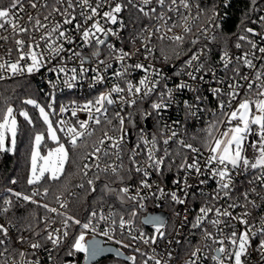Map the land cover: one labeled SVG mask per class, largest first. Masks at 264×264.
Wrapping results in <instances>:
<instances>
[{
    "label": "snow or ice",
    "instance_id": "1",
    "mask_svg": "<svg viewBox=\"0 0 264 264\" xmlns=\"http://www.w3.org/2000/svg\"><path fill=\"white\" fill-rule=\"evenodd\" d=\"M261 4L264 0H250L251 11L264 13ZM228 6L229 0H223V7ZM26 7L33 12L27 13L24 20L21 13ZM124 12L135 13L133 24L141 18L149 21L138 32L133 29L131 43L135 46L139 41L140 47L132 51L110 42V37L120 39V33L128 27ZM199 20L203 23L194 32L193 26ZM220 20L219 6L205 7L198 0H8L6 4L0 0V32L5 33L0 35V48L9 45L0 55V81L31 76L44 69L53 76L48 80L52 90L61 84L73 89L85 80L90 89L104 87L82 104L72 101L58 109L55 91L48 93L49 102L45 105L31 97L23 99L22 105L38 111L45 126L42 131L35 130L36 122L26 107L17 109L9 98H0V153L15 152L19 136L30 133L27 184L37 186L30 194L8 187L7 195L0 197V215L10 213L13 198L56 214L43 218L40 231L31 224L26 230L20 229L11 219L0 222V264H41L37 255L41 249L48 252L50 261L53 252L62 249L69 258L83 253L86 261L91 262L102 252L111 251L100 246L97 236L115 240L125 249L133 248L134 254L127 256L131 264H137L136 254L146 257L142 264H169L172 253L167 252L165 258L152 247L167 239L164 222L157 216L145 217L141 224L154 228L149 235L136 224L138 209L149 198H157V193L184 205L189 195L195 196L197 192L204 197L203 205L191 221L186 208L182 219L198 231L201 244L191 250L185 264H204L209 260L212 264H253V252L258 254L255 264H264V216L257 226L252 215L253 210L264 207V14L253 19L246 13L231 47L222 48L213 63L209 59V43L217 39ZM248 23L257 27H249ZM177 27L182 28L179 34L173 31ZM201 38L205 43L200 44ZM154 41H168L172 56L178 60L186 57L181 72L176 74L187 79L169 87V77L154 64L129 63L138 54L144 60L154 59ZM101 46L108 53L104 59H100ZM84 48L92 49L90 56L83 54ZM160 52L165 62L172 59L165 48L161 47ZM113 62L118 65L116 68ZM137 70L143 75L135 80L132 77ZM110 79L114 82L108 87L106 82ZM203 84L209 86L216 100L214 110L202 107L208 99L201 94ZM184 90L193 94L191 101H181L186 119H199L200 113L211 112V119L201 129L204 136L200 147L180 135L179 121L165 122L158 133L149 136L143 127H138L133 112L126 111L148 102L149 108L142 110V118L155 116L159 123L163 113L177 102L176 94ZM79 113H86V118L80 119ZM18 117L23 118L27 129ZM137 128L138 134L133 138ZM97 131L102 135L97 137ZM78 160L90 162L80 167ZM70 163L77 171L66 175L65 166ZM173 167L177 173H183L174 180L177 190L168 193L159 183L149 181L153 174L163 176L165 168L171 171ZM93 169L95 172L89 177ZM109 173L114 179L103 184L97 206L90 205L83 219L69 214L68 201L59 195L55 200L64 211L35 199L49 195V188L43 187L42 182L66 177V184L73 175H80L89 191L95 193L96 181L101 174ZM136 177L139 179L134 187L126 182V178ZM241 178L244 184H240ZM209 180L215 181V188L205 193L200 186ZM10 182L17 184L16 179ZM77 187L83 188L84 183ZM105 197L113 198L119 209L109 202L105 210ZM56 224L59 226L53 227ZM13 229L17 231L15 237ZM117 234L127 242L115 239ZM89 236L90 241L86 239ZM49 243L51 248H46ZM140 244L148 246L153 254L143 251ZM64 264L77 261L67 259Z\"/></svg>",
    "mask_w": 264,
    "mask_h": 264
},
{
    "label": "built area",
    "instance_id": "2",
    "mask_svg": "<svg viewBox=\"0 0 264 264\" xmlns=\"http://www.w3.org/2000/svg\"><path fill=\"white\" fill-rule=\"evenodd\" d=\"M202 4V6L205 7H211L213 4H216L220 8V13H221V20L220 24L221 27L220 29L216 30L217 33V39L213 42L209 43V48L211 49V54L209 56V59L215 63L218 58H219V53L221 52L222 48L225 46L231 47L232 42L235 40V33H238L240 31V26L241 23H237L236 28H238V31L234 32H228L227 29L229 28L228 25L230 21L233 19V7L236 3V0H229V6L227 8L223 7V0H198ZM261 8H264V4L260 5ZM33 10L26 7L25 12L21 13L22 16H24V20L27 19V13H32ZM193 12H195V8L193 9ZM264 14L261 13L259 10L255 13H251L248 15L249 17L255 19L256 16ZM122 16L124 18L125 23L128 25L127 28H125L121 33H120V39H116L115 37H110V42L114 43L117 48H123L125 51H132L134 47L139 48L140 43L137 41L135 46L131 43L132 36L134 35L133 29L135 28V31L138 32L140 27L143 24L149 23L147 19L141 18V19H136L135 24H133V20L135 19V13H130V12H124L122 13ZM56 19H60L59 17H56ZM24 21H21L23 23ZM203 23V20H199L196 22V24L193 26V31H196V27L199 26L200 24ZM249 27H257V25L248 23ZM114 28L118 27L112 26ZM259 30V29H258ZM174 33L179 34L182 32V28L177 27L174 30ZM5 33L0 32V35H3ZM172 33H169L171 35ZM211 35V32L209 33ZM227 41V44H226ZM3 42L0 41V44ZM205 43L203 38H201L200 44ZM155 44V49H154V59L150 60H144L142 55H136L132 58L129 63H135V62H141L144 64L152 63L155 65L156 68H159L162 70V73L169 77L168 79V84L169 87H174L175 84L179 83L183 79H187L183 74L177 75L176 73L181 72V63L183 59H186V57L182 56L179 60L176 59L174 56H172L171 52V47L170 43L168 41H154ZM200 44H198L196 47H199ZM9 45H4L3 48H0V55L4 54L5 49ZM163 47L165 48L166 54L169 56H172V59L169 61L165 62L163 59V56L160 52V48ZM101 56L100 59H104V57L108 54L107 49H104L103 46H101ZM92 49L91 48H84L83 49V54L85 56H90ZM233 52H236L234 48H232ZM13 56H15V53H13ZM74 65L69 64V67H72ZM118 65L113 62V68H116ZM175 66V67H174ZM111 71V70H110ZM91 75V73L89 74ZM143 75L142 72L137 70L135 73H133V79L138 80L141 76ZM50 78H53L51 73H48L46 70L42 69L40 73H35L31 76H17L12 79H8L5 81H0V93L6 86H15L16 82L20 79H31L40 88L42 94L44 95V98L48 100L49 102V96L48 93L50 91H55V96H56V107L58 109L59 105L61 104H70L72 101H76L77 103H84L88 99H92L98 92L103 91L104 87L97 85L95 88H89L88 87V81L85 80L81 84H79L77 87L73 89H68L64 87L62 84L58 86L56 90H52L48 84V80ZM113 80H108L107 86L110 87L111 84L113 83ZM208 85L203 84L200 85L201 89V94L204 96H207V100L204 102L202 107H207L211 110H214L216 108V100L212 97L210 91L208 90ZM7 89V88H6ZM177 97V102L173 104L169 109H167L166 112L163 113V119L157 123V118L155 116L145 120L142 118V110L148 109L149 104L148 102L143 103L142 105H139L138 108L136 109H126V111H132L134 119L138 125V127H143L145 129V133L148 134L149 136L152 133H158L160 128L163 127L164 123L167 122L171 124L172 121H179V126L177 127V131L180 133L181 136H183L187 142L192 143L196 147H200V140L204 136V133L201 131L203 127H205V124L208 120L211 119V112L207 113H200V118H193V117H188L186 119L185 116V109L183 107V104L181 101L183 100H192L193 94L191 92H188L187 90H184L181 93L176 94ZM152 99H155V96L152 97ZM80 119L86 118V113H79ZM65 118H68V115L65 114ZM148 121V122H147ZM147 124H149V127H147ZM138 134V128L136 131L133 132V138ZM102 133L97 131L96 136L99 137L101 136ZM193 137H196V139H192ZM91 139L89 140V147L87 148V151H91ZM176 145L173 144L172 148H175ZM203 151V149H201ZM5 153H0V158L3 157ZM90 161H82V167L83 163H89ZM179 161L177 160V163ZM127 163V161H126ZM95 172V169L89 172V177L93 175ZM110 174V173H109ZM183 173H177L175 167L172 168L171 171H169L167 168L164 169V175L163 176H158L156 174H153L150 178L149 181L152 183H159L161 187L165 189L166 192L170 193L171 191L177 190V185L174 183V180L179 179ZM139 179V177H136L134 180H129V184H131L133 187L136 184V181ZM189 183H194L192 180H189ZM245 181L243 178L240 179V184H244ZM203 188L205 193H210L213 188H215V181L209 180L208 184L200 186ZM6 189L0 188V197H3L7 195ZM195 191L194 189H190L189 192ZM42 192V191H41ZM77 190H71L68 194H61L59 195L61 199H66L69 203L70 197L77 193ZM27 194V193H26ZM181 193L178 192V195ZM43 199L44 197L38 196L35 199ZM204 203V197L197 192L195 196L189 195L187 199V203L184 205L180 204H175L174 202H171L170 199L167 196H160L159 193H157V198H149L144 202V207L141 209H138V217L136 224L138 227H141L147 234H152L154 232V228L152 225H146V224H141V221L145 216H147L150 213H156V212H163L167 214V217L164 221L165 228L163 229L166 234H167V239L165 240H160L157 245H152V247L156 248V252L159 253L162 256H165L167 258V252L172 253V258L169 262V264H185V261L189 259L191 255V250L201 244V239L200 235L197 230H193L189 227L187 223H185L182 219L183 215L185 214V209L187 208V215L189 218V221H191L195 214L198 212L199 208L203 205ZM0 205H2V200H0ZM54 208H58L60 211H64V209H60V206L58 203H55L52 205ZM105 210H107V206H105ZM237 211H240L239 209ZM180 212L181 215L178 217L175 213ZM55 213H47L45 216L48 217H55ZM253 217L255 220L253 221L257 226H259L260 223V218L264 216V207L257 208L253 210L252 212ZM44 216V217H45ZM43 217V218H44ZM6 216L0 215V222H5ZM59 224L53 225V227H57ZM211 230V229H210ZM195 233V234H194ZM26 235H31V233L25 231ZM17 235L16 229L12 230V236L15 237ZM103 239L104 244H110L114 245L117 247L119 250L122 252L126 253L128 256L134 254L133 248H123L120 244H117L115 240H107L104 237L97 236ZM91 238L90 236L87 237ZM117 240L119 239H125L124 237H121L119 234L116 235ZM171 240L173 243L169 244L168 241ZM175 240H179L180 243H176ZM125 242L127 240L125 239ZM258 243L257 241H253V244L255 245ZM17 247H21L18 246ZM26 247V246H23ZM22 247V250H23ZM140 247L142 248L143 251L148 252L150 255L153 254L151 252V249L148 246H145L143 244H140ZM46 248H51V244H46ZM31 251V250H29ZM58 249L53 252L52 254V260L50 261L48 259V252L45 251L44 249H41L37 255L39 256V259L41 261V264H64L60 263L58 260V254H57ZM31 258V257H30ZM17 259L19 257L17 256ZM253 264H255V261L258 259V254L253 252L252 257H251ZM85 260V256H84ZM149 264H153L152 261H149ZM204 264H212V262L205 261Z\"/></svg>",
    "mask_w": 264,
    "mask_h": 264
},
{
    "label": "trees",
    "instance_id": "3",
    "mask_svg": "<svg viewBox=\"0 0 264 264\" xmlns=\"http://www.w3.org/2000/svg\"><path fill=\"white\" fill-rule=\"evenodd\" d=\"M3 3H7V0H3ZM250 15L252 13L250 0H236V3L233 7V19L230 21L228 25V32L238 31L236 28L237 23H241L243 19H245V14ZM9 98V102L12 103L17 109L21 107H26L33 119L36 122L37 131H42L44 129V125L42 121L39 119L38 111L32 109L31 106H25L21 104V101L25 98H33L38 101H42L44 104L48 103V100L44 98L40 88L31 79H20L16 82V88L14 91L9 92L7 96ZM4 98V97H0ZM19 122L24 128H28L26 122L23 121L21 117L18 118ZM30 144V133L24 134L22 133L17 141L16 150L14 153L7 152L0 158V188L7 189L8 187L13 188L16 191H22L24 193L30 194L32 189L37 186H29L27 184V175H28V159L27 153ZM71 155V153H70ZM82 167V161H77ZM77 171L76 166L73 164H68L65 166L66 175L68 173H75ZM16 179L17 184H11V180ZM66 177H61L60 181L56 182H48L43 183V187L49 188V195L44 197L43 199H36L40 203H48L50 207L55 203V197L61 194H68L71 190H77L78 192L73 194L68 203V212L69 214H73L78 218L83 219L87 215V209L89 206L96 207L101 192L103 189V184L109 182L110 179H114L111 177V174L104 175L101 174V179L96 181L97 191L92 193L89 191V186L87 185L85 180L81 179L80 175H73L69 182L65 184ZM126 182L129 183V180L126 178ZM84 183V187L80 188L77 185ZM116 184H112V187H116ZM43 187L40 188L43 191ZM14 207L10 211V213L6 216V219H11L14 224H16L20 229L26 230L28 225L31 224L36 231H40L43 227V217L47 214L46 210L42 207H38L36 204L26 203L22 200H15ZM113 203L119 209V205L114 201L113 198L105 197V206L108 203ZM30 233V232H29ZM58 260L60 263H64L69 258L65 255L62 249H58ZM82 256L83 254H77ZM137 255V264H142L143 259L146 257H141L139 254ZM117 264H131V261L118 260Z\"/></svg>",
    "mask_w": 264,
    "mask_h": 264
},
{
    "label": "water",
    "instance_id": "4",
    "mask_svg": "<svg viewBox=\"0 0 264 264\" xmlns=\"http://www.w3.org/2000/svg\"><path fill=\"white\" fill-rule=\"evenodd\" d=\"M148 122V121H147ZM147 127H149V124H147ZM147 216H157V217H160L161 220L164 222L166 217H167V214L166 213H163V212H156V213H150L148 214ZM145 216V217H147ZM145 217L143 219H145ZM146 225H150V224H146ZM91 238H88L87 240L90 241ZM97 240L100 241V246L102 248H106V249H111V251H104L102 252L100 255H98L96 257L95 260H92L91 262H88L86 261V259L84 260V264H94V263H97L98 261L104 259V258H108V257H115V258H118V259H121V260H124V261H129L127 260V254L122 252L121 250H119L117 247H115L114 245H110V244H104V241L102 238L100 237H96ZM117 251H119L121 254L120 255H117Z\"/></svg>",
    "mask_w": 264,
    "mask_h": 264
},
{
    "label": "rangeland",
    "instance_id": "5",
    "mask_svg": "<svg viewBox=\"0 0 264 264\" xmlns=\"http://www.w3.org/2000/svg\"><path fill=\"white\" fill-rule=\"evenodd\" d=\"M7 2H8V0H7ZM6 88H4V90H2V92L0 93V97H5V96L8 95L9 92L14 91V89L16 88V85L15 86H9V87L6 86ZM38 102L41 103V105H45L42 101H38ZM29 113H30V111H29ZM30 115H31V113H30ZM46 142H47V144L49 146H54V145H52L51 141H46ZM42 151H43V149H42ZM11 153H14V152H11ZM86 239H87V237H86ZM84 256H85L84 254L82 256L76 255V257H74L72 259H75L77 261V264H84ZM118 260H120V259L115 258V257H108V258H104V259H102V260H100V261H98L97 263H94V264H117L119 262Z\"/></svg>",
    "mask_w": 264,
    "mask_h": 264
}]
</instances>
